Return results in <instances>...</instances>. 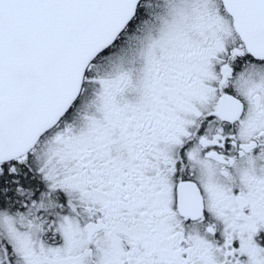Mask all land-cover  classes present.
Masks as SVG:
<instances>
[{"label":"snow or ice","instance_id":"6c2138e0","mask_svg":"<svg viewBox=\"0 0 264 264\" xmlns=\"http://www.w3.org/2000/svg\"><path fill=\"white\" fill-rule=\"evenodd\" d=\"M0 264H264V0H0Z\"/></svg>","mask_w":264,"mask_h":264}]
</instances>
